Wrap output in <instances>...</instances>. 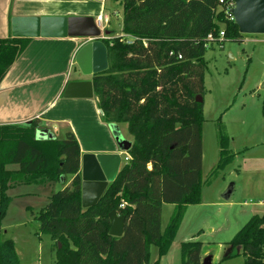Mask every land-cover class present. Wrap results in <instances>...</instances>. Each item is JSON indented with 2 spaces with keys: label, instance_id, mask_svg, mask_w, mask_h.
Here are the masks:
<instances>
[{
  "label": "trees",
  "instance_id": "16d2710c",
  "mask_svg": "<svg viewBox=\"0 0 264 264\" xmlns=\"http://www.w3.org/2000/svg\"><path fill=\"white\" fill-rule=\"evenodd\" d=\"M121 7L125 36L110 31L102 40L107 69L91 81L103 122L125 124L132 141L94 207H81L80 150L71 132L38 140L36 120L0 126V229L9 190L72 176L36 218L55 249L54 264H149L151 246L165 253L185 206L199 203L203 102L195 97L204 95V54L212 43L243 36L217 0H121ZM221 31L220 42L207 39ZM29 40L0 38V82ZM162 204L175 205L163 234ZM112 210L125 218L119 238L108 235ZM201 246L182 244V264H202ZM229 247L240 249L235 255L243 264H264V217H251ZM0 264H20L13 242L1 233Z\"/></svg>",
  "mask_w": 264,
  "mask_h": 264
},
{
  "label": "rangeland",
  "instance_id": "374dc122",
  "mask_svg": "<svg viewBox=\"0 0 264 264\" xmlns=\"http://www.w3.org/2000/svg\"><path fill=\"white\" fill-rule=\"evenodd\" d=\"M105 7L108 29L122 36L121 0H107ZM204 60L199 203L185 206L165 253L151 248L149 261L158 264H182V244L194 241L202 245V259L210 257L212 264H243L242 255H235L238 247L232 249L234 256L223 257L251 217H264V36L212 43ZM75 75L80 77L69 68V77ZM55 83L45 95L48 100L55 97ZM67 179L64 186L71 182ZM62 184L8 191L12 200L0 233L13 242L20 264H54L55 249L50 237L40 233L36 218ZM230 184L232 196L224 201L221 194ZM173 213V205H163L162 228Z\"/></svg>",
  "mask_w": 264,
  "mask_h": 264
},
{
  "label": "crops",
  "instance_id": "0c3cea01",
  "mask_svg": "<svg viewBox=\"0 0 264 264\" xmlns=\"http://www.w3.org/2000/svg\"><path fill=\"white\" fill-rule=\"evenodd\" d=\"M106 1L0 0V38L9 37L12 16H90L104 23L105 17L108 20L104 11ZM108 23L109 20L103 26L110 32ZM85 43L80 38L30 39L0 82V126L29 124L36 120V136L37 133L41 136L51 134L62 139L65 133L71 132L78 143L80 158L82 154H116L120 157V169L127 153L117 149L108 124L101 118L96 99H64L61 96L69 81L82 79L76 75L70 78L69 68L78 73L75 56ZM85 79L91 80V77ZM52 82H56L55 97L48 100L45 95L52 89ZM116 125L123 138L131 142L126 125ZM67 180L69 184L72 176ZM166 226L162 228L160 213L162 234ZM152 247L158 251L157 246H151L149 259ZM153 263L149 261V264Z\"/></svg>",
  "mask_w": 264,
  "mask_h": 264
},
{
  "label": "water",
  "instance_id": "95a60500",
  "mask_svg": "<svg viewBox=\"0 0 264 264\" xmlns=\"http://www.w3.org/2000/svg\"><path fill=\"white\" fill-rule=\"evenodd\" d=\"M230 2V19L241 35L264 36V0H223ZM9 34L15 39H93L86 42L75 56V64L79 80L69 81L63 91L64 99L93 98L92 77L107 69L106 47L102 40L110 35L107 30H100L97 19L90 16H12L9 20ZM105 37V38H103ZM195 101L202 103L203 98L196 96ZM102 114V112L100 111ZM28 125V123L22 124ZM108 130L120 152L127 153L131 142L124 139L114 123L108 124ZM38 140H54L51 134L41 136ZM120 157L116 154H82L80 158V203L83 209L94 207L104 195L108 185L112 183L119 172ZM60 178V183H63ZM233 193L230 184L221 194L228 201ZM108 235L119 238L123 234L125 218L112 210L108 213ZM59 247V245H58ZM232 251L229 249L227 253ZM226 253V255H227ZM238 253V249H237ZM202 264H211L210 257L204 258Z\"/></svg>",
  "mask_w": 264,
  "mask_h": 264
},
{
  "label": "built area",
  "instance_id": "2783aa9c",
  "mask_svg": "<svg viewBox=\"0 0 264 264\" xmlns=\"http://www.w3.org/2000/svg\"><path fill=\"white\" fill-rule=\"evenodd\" d=\"M217 1H218V4L219 5H222L223 3H225L223 0H217ZM225 4H226V8L224 9L225 14L230 17V15H229V9L231 8V3L228 2V3H225ZM107 22H108V20L105 17L104 18V23H107ZM97 25L100 28V30H105V28L103 27V25H104L103 24V21L101 19H99V18L97 19ZM103 38H105V37H103ZM222 38H223V32L222 31L219 32V37L218 38H214L212 34H208L207 35V39H209L211 41H215L216 40L217 42H220L222 40ZM84 40H85V42H91L93 39H84ZM126 160H127V158H125V161ZM120 207H122V205Z\"/></svg>",
  "mask_w": 264,
  "mask_h": 264
}]
</instances>
